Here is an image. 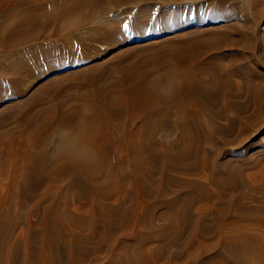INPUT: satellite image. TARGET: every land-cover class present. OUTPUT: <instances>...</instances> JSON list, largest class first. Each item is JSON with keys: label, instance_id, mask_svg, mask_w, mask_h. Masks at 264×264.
I'll return each instance as SVG.
<instances>
[{"label": "bare ground", "instance_id": "bare-ground-1", "mask_svg": "<svg viewBox=\"0 0 264 264\" xmlns=\"http://www.w3.org/2000/svg\"><path fill=\"white\" fill-rule=\"evenodd\" d=\"M226 2L0 0V47L10 48L6 57L18 62L9 70L19 74L10 81L14 91L0 90V100L8 99L0 102L4 103L0 112L9 108L18 115L17 120L0 118V264H62L64 260L65 264H86L84 246L94 240V248L87 250L94 254L92 264L98 260L97 253H113L116 261L108 264H137L142 249L136 251L126 243L131 238L146 245L152 263L159 261L162 247L179 232L174 223L186 200L177 190L171 200L163 202L165 209L159 210L156 199L169 188L165 183L172 185L171 171L201 175L202 182L190 185L201 189L197 200L207 204L189 209L187 221L190 225L209 219V202L226 195L224 183L233 179L239 160L223 151L228 141L224 137L217 140L214 129L222 127L211 119L224 118V109L238 108L230 99L238 91L250 89L246 94L256 114L264 109V78L252 88L243 82L256 78L254 62L261 61L256 46L262 42L264 46V27H259L264 0H247L253 11L244 19ZM196 8H206L209 14L190 20L185 10L190 9V14ZM130 15L133 20L124 24ZM50 27L83 35L89 41L85 53L70 59L61 55L59 47L64 43H58L50 57L60 54L61 63L36 59L35 52L54 46L47 37ZM143 27L148 32L143 29L140 38L157 37L141 54L129 39ZM82 29H86L84 34ZM100 42L106 44V51L117 49L112 69L106 68L103 59L93 63L98 56L89 50L97 49ZM33 58L49 69L30 70ZM64 70L68 74L49 80L50 74ZM8 74L0 72L1 77ZM233 75L241 83L232 80ZM38 79L42 81L37 90L27 94ZM169 81L174 93L167 96ZM68 83L73 85L70 100L63 90ZM214 102H219L218 110ZM170 105L176 106V122L183 127L181 141L172 145V151L147 136L153 113L171 114L172 119ZM237 111L229 124L241 122L239 140L244 144L256 116L239 117ZM211 125L215 127L209 130ZM60 126L73 134L64 139L62 135L54 151L44 147L36 154L35 148ZM214 143L224 144L221 151L211 152L214 147L209 149V145ZM260 171L264 174V167ZM2 176L8 179L6 187H2ZM3 205H8L7 212ZM152 209L150 217L167 225V232L151 225L148 214ZM38 210V219L32 222L31 215ZM19 221L23 222L19 236L11 238ZM97 224L102 226L99 232ZM250 225L227 227L224 239L237 243L226 247L232 264H239V249L245 254L249 245L264 241L263 225L255 223V231ZM260 253L258 262L264 264V250ZM219 259L216 264H226Z\"/></svg>", "mask_w": 264, "mask_h": 264}, {"label": "rangeland", "instance_id": "rangeland-1", "mask_svg": "<svg viewBox=\"0 0 264 264\" xmlns=\"http://www.w3.org/2000/svg\"><path fill=\"white\" fill-rule=\"evenodd\" d=\"M228 7H234V10L239 13L242 18H246L249 14L252 13V8L248 5L247 0H226ZM214 2H212L213 4ZM188 5V4H187ZM260 5H258L259 7ZM200 8H196L193 10V12H190L189 10H185L187 13V17H191L190 20H198L200 18H205L209 13L206 8H203L202 11H199ZM189 11V12H187ZM263 13L261 14L260 17V23L259 27H264V7H263ZM134 15H130L124 20V24H128L133 20ZM145 24V23H144ZM150 23H148L147 26H149ZM192 25H198L196 21H192ZM129 29V28H128ZM143 28L139 29L142 31L136 32L138 35L131 37L129 39V42L131 45L136 46L137 51L141 54L146 53L149 49L150 46L147 44L150 41L154 40L157 36L150 35L145 38H140L141 35L139 34H145L143 32ZM50 34L47 36L48 39L51 41V44H53V47H49L46 51L45 50H38L35 52V57L36 59H52V62L56 65L62 62V54L64 53L65 55H69V58H74L78 54H83L85 53V45L89 43V41L80 34H78L76 31H57L54 29V27H50ZM86 29H82L80 31L81 34H84ZM130 30V29H129ZM148 32V29L145 28L144 31ZM263 31V30H262ZM127 35V34H126ZM78 36L80 38H78ZM136 37V38H135ZM138 37V38H137ZM132 38V39H131ZM63 44L62 46L59 47V51L61 52V55H54L53 57H50V52L51 50H54L56 47V44ZM98 45L97 49L95 50H89V53L96 57L93 59V63L100 62L102 59L105 60L106 68L107 69H112L114 65L113 58L117 54V49H110L108 51L104 50L105 45L104 43H96ZM256 51L260 55L261 61L258 59L257 62L255 63V77L251 81H243L245 85H250V88H252L253 85H256L258 81H262L264 78V46L263 42L257 44L256 46ZM10 52V48L7 47H0V72L3 73L4 71H8L9 74L8 76H3L1 77L0 75V90L1 92L5 93H10L14 91V87L11 86L10 81L12 78H17L19 74L14 73V69L11 71L13 65H15L18 61H13L12 59L6 57ZM22 52H27V51H21ZM102 52H106V55L101 54ZM97 53H100L98 55ZM100 56V57H99ZM41 57V58H40ZM15 60V59H14ZM17 65V64H16ZM11 69L9 70V68ZM49 68H46L44 65H40L37 63V61L33 58V61L30 65V70L33 72L37 71H47ZM63 74H58V73H52L49 75V80H55L60 75H66L68 74L67 70H64L62 72ZM249 73L253 75V72L249 70ZM232 80L234 81H239V78L236 76H232ZM261 77V78H260ZM260 79V80H258ZM42 79H38L35 83L34 88L31 89L30 92L27 94H31L33 91H36L37 87H39L40 82ZM240 82V81H239ZM241 83V82H240ZM167 85H169V90L166 92L167 96H170L171 94L174 93L173 84L172 82H168ZM73 85L68 83L63 87L64 92H66V95L68 96L67 100H70V94L73 91ZM248 92L250 91L247 90ZM246 91V93H247ZM0 92V95H1ZM240 93H233L230 96L231 103H234L238 108L231 110L229 108L224 109V118L223 117H217L211 119L213 124H218L220 128L215 130L214 133L217 135V140L224 137L227 139L228 143L227 147L223 149V151H230L233 153L239 160L237 163H235L238 166H235V169H238L234 173V177L231 181H228L227 183H224V189L226 192V195L222 199H216L214 201L209 202L208 205V218L207 220L204 219L203 223L202 221H197L196 223L194 222L193 224L188 223L187 221V211L189 209H193L194 207L198 206L200 203H206L203 200H200L198 196L201 193V189L195 184H191V182L195 181L196 183L202 182L201 175L196 173V174H189V173H182L178 171H171L172 173V185L165 183L169 187H166V190H162V193H164L163 197L157 196L156 201L159 202L160 205V211L164 210L165 207L163 206L164 201H169L171 200V196H173V193L175 194L177 190L181 195L186 196L185 202H183L180 205V211L179 215H177V219L175 220L174 225L177 226V229L179 230L178 234L171 238V240L167 241L165 244L166 246H163V251L161 253V258L159 261L152 263L150 260V256L147 254L145 249H147L146 245L140 244L139 242L134 243L132 242V238L128 239L126 243H129L131 246L136 247L135 250L139 251L142 249L139 253V257H137V264H216L218 262L217 259H219V262L221 259H224L226 264H232L230 261V256L229 253H227L226 247L231 245V247H235L236 244L234 242H231L228 237L224 239L226 235V232L228 231L227 227H235V226H240L243 223L249 222L252 227L251 230L255 229L256 230V225H263L262 227L264 228V201H262V198L264 197V174L260 175L259 173L261 172L260 169L264 167V109L259 110L256 114L255 111L256 109L253 106V103L251 101V97H248V95L244 92L238 91ZM8 99H3L0 100V102L7 101ZM4 104V103H3ZM0 103V108H2L4 105ZM39 104V103H38ZM39 105L35 108L37 109ZM216 110L219 109V102H214L213 106ZM34 109V110H35ZM1 110V109H0ZM11 110V111H9ZM33 110V111H34ZM170 110L172 113V119L170 120V115L166 117L162 113L160 114H155L151 115V121L147 125L148 130H147V136L148 139H154L159 143H162L167 146L168 149L172 151L174 144L179 143L181 141V136H182V129L183 127L176 122V111L177 108L174 105H170ZM238 110L237 116L239 117H244V116H251L250 114H255L256 119L254 120V123H251L249 135H247V139L245 140V143L242 144L239 139H241L240 135V124L241 122L234 123L231 126L229 124V118L235 117L234 112ZM12 109H4L3 111L0 112V118L4 117L7 118L8 120H17L18 115L12 113ZM260 112H262L260 114ZM88 114V113H87ZM258 115V116H257ZM9 117V118H8ZM208 119L210 117L208 116ZM169 120V122H168ZM239 124V125H238ZM7 125L11 126L12 123L7 122ZM58 130L52 132V134L49 136L48 140L46 143L41 144L35 148L37 150L36 154L38 153L39 150H41L44 147L51 148L53 151L55 150V146L59 143V141L64 136L68 134H73L72 132H69L67 128H64V126H60ZM210 127V128H209ZM209 130L213 129V125L209 126ZM80 134H83V132H78ZM77 135V134H76ZM74 135V136H76ZM215 135V136H216ZM79 138V135H77ZM214 136V137H215ZM240 143V144H239ZM215 144V145H214ZM212 145H209V149L212 147H216L215 149H211V152L217 153V151H221L222 147L224 146L223 143H220V146L216 143ZM226 145V144H225ZM226 145V146H227ZM218 148V149H217ZM214 150V151H213ZM218 151V152H219ZM226 155V154H225ZM222 159H225L224 153L222 155ZM244 160V161H243ZM250 164H245L247 161ZM240 168V169H239ZM252 175H256L255 177H251ZM4 180V181H3ZM2 181V187H6L8 184V179L6 176L1 177ZM105 183H108L107 181L102 182V185H106ZM210 184V183H209ZM208 188L213 189V185L210 184L207 185ZM178 195V194H177ZM85 203L82 202L81 205H84ZM86 205V204H85ZM84 205V206H85ZM5 206V207H4ZM159 206V205H158ZM3 209L7 212L8 211V205H3ZM158 210V211H159ZM155 211V209H152L149 211L150 214H148L149 218L151 214ZM38 212V213H37ZM36 213L31 215V220L32 222H35L38 219V214H40L41 210H38ZM152 212V213H151ZM183 212V213H182ZM183 214V215H182ZM181 215V216H180ZM183 216V217H182ZM184 218V219H183ZM262 219V220H261ZM202 220V219H201ZM160 222H157L152 218V224L151 225H158L161 226L163 231L168 230V226L163 224L161 222L160 224H157ZM242 223V224H241ZM261 223V224H260ZM196 224V225H195ZM239 224V225H238ZM17 225V226H16ZM15 225L12 236L11 238H16L17 235L19 236L20 229L23 227V222L19 221ZM101 224H97L96 231L99 232L101 230ZM250 227V228H251ZM258 227V226H257ZM183 230V231H182ZM193 230V232H192ZM199 230V231H198ZM253 230V231H255ZM114 231L116 233H120L119 228H115ZM196 231V232H195ZM87 231H84L83 233L85 234ZM192 233V234H190ZM196 233V234H195ZM190 237H189V236ZM224 236V237H223ZM221 240V241H220ZM87 242L85 243V253H87L85 262L86 264H92L90 259L94 256V254L89 253L93 246L95 245L94 242ZM148 243V241H146ZM237 242V241H236ZM248 242V241H247ZM262 242V243H261ZM92 243V244H90ZM146 243V244H147ZM155 244H158V242H154ZM232 243L234 245H232ZM94 244V245H93ZM261 244V245H260ZM211 247H210V246ZM216 245V246H215ZM206 246H209L208 249ZM201 249L200 251H197ZM259 247V248H258ZM264 241L260 240L255 242V245H249V248L247 249L245 254H243V249H239L238 251V256L240 257H245V261H243L245 264H259L258 259H259V254L261 250H264ZM178 251L177 254H175V257L173 258L172 254L174 252ZM221 251V252H220ZM225 252V253H224ZM196 253V254H195ZM220 253V254H219ZM193 254V256H192ZM222 254V255H221ZM98 255V256H97ZM198 255V256H197ZM220 255V256H219ZM242 255V256H241ZM189 256V257H188ZM96 263L94 264H108L109 261H116V259H113L114 254L112 253L111 255L108 254H101L97 253L96 254ZM192 259H188L191 258ZM222 257V258H221ZM239 257V258H240ZM215 258V259H214ZM217 258V259H216ZM237 258L239 261V264H244L242 260ZM112 259V260H111ZM188 259V260H187ZM217 262L215 263V261ZM190 261V262H189ZM214 261V262H213ZM223 261V262H224ZM62 262V264H65ZM237 264V263H234Z\"/></svg>", "mask_w": 264, "mask_h": 264}]
</instances>
